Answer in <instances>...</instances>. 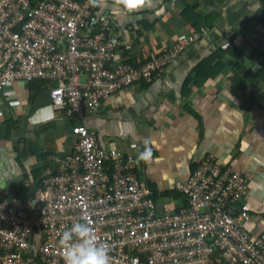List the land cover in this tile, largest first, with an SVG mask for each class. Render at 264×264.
<instances>
[{
    "label": "built area",
    "instance_id": "obj_1",
    "mask_svg": "<svg viewBox=\"0 0 264 264\" xmlns=\"http://www.w3.org/2000/svg\"><path fill=\"white\" fill-rule=\"evenodd\" d=\"M129 35L87 0H0V106L14 104L9 86L38 82L55 110L80 121L53 175L27 198H0V264H64L60 233L85 221L110 264H264L244 173L210 155L169 209L140 179L137 158L105 149L87 127V114L152 83L176 58L165 49L134 62Z\"/></svg>",
    "mask_w": 264,
    "mask_h": 264
},
{
    "label": "crops",
    "instance_id": "obj_2",
    "mask_svg": "<svg viewBox=\"0 0 264 264\" xmlns=\"http://www.w3.org/2000/svg\"><path fill=\"white\" fill-rule=\"evenodd\" d=\"M104 12L130 34L134 62L165 49L177 55L152 83L124 90L101 111L87 114V127L101 146L124 156L137 158L150 142L153 160L139 164V176L169 209L179 206L171 200L179 198L178 189L198 163L213 155L231 164L250 180L247 204L253 219L248 227L254 234L263 232L264 83L242 91L222 79L233 72L244 79L248 71L264 68V0H158L153 9L131 15ZM193 36L197 40L187 43ZM232 47L236 58L229 54ZM218 52L224 64L218 77L186 88ZM6 92L14 104L0 106V198L21 183L31 188L53 175L57 163L71 155V129L80 124L55 110L42 87L16 83ZM173 192L176 197L166 196Z\"/></svg>",
    "mask_w": 264,
    "mask_h": 264
},
{
    "label": "clouds",
    "instance_id": "obj_3",
    "mask_svg": "<svg viewBox=\"0 0 264 264\" xmlns=\"http://www.w3.org/2000/svg\"><path fill=\"white\" fill-rule=\"evenodd\" d=\"M88 5L100 11L135 14L151 10L158 0H87ZM153 160V146L146 142L137 156V164H148ZM90 221L74 223L60 233L59 244L63 249L64 264H110L109 246L100 243Z\"/></svg>",
    "mask_w": 264,
    "mask_h": 264
},
{
    "label": "trees",
    "instance_id": "obj_4",
    "mask_svg": "<svg viewBox=\"0 0 264 264\" xmlns=\"http://www.w3.org/2000/svg\"><path fill=\"white\" fill-rule=\"evenodd\" d=\"M204 23H202L199 27L198 25V30H201V27ZM205 25V24H204ZM207 28L212 29L213 26L209 22L207 25ZM235 48H231V51L229 54L233 57L236 58L237 54L234 53ZM226 55V54H225ZM222 61V54L218 52L210 58L209 60L205 61L197 70L196 75L194 78H189L186 83V88H189L191 84L196 85L197 87H200L203 83L206 81L212 79L215 80L218 75L222 72V69L224 68V64L221 63ZM213 64H215L213 66ZM241 69V67H239ZM257 81H261L264 83V68L260 69L257 73H253L251 71H248L247 74L245 75L244 79L239 78L236 76L235 78L232 79V82L234 85H236L239 89L244 91L247 87L248 84L254 85ZM30 84H34L36 86V89H40V87H43V83H38V82H33ZM187 91V90H186ZM30 188H26L24 184L21 183L19 187H13L12 190L5 196L6 199H12V198H17V199H23L27 198L30 192ZM166 196L172 198L176 197L177 194L175 192L173 193H166Z\"/></svg>",
    "mask_w": 264,
    "mask_h": 264
},
{
    "label": "rangeland",
    "instance_id": "obj_5",
    "mask_svg": "<svg viewBox=\"0 0 264 264\" xmlns=\"http://www.w3.org/2000/svg\"><path fill=\"white\" fill-rule=\"evenodd\" d=\"M261 61H263V60H261ZM227 63H228V61H227ZM229 64L233 66V64L230 63V61H229ZM249 64H250V63H249ZM248 66H250V65H248ZM233 68H234V67H233ZM239 75H240V73L237 74L236 72H233V73H231V74H223L224 79H222V80H223V81L225 80L226 83H228L230 86H232V79L235 78L236 76L239 77ZM240 77H244V76H243V75H240ZM240 77H239V78H240ZM249 86H250V84L247 85L246 89H248ZM261 108L264 110V106H261ZM263 176H264V172H263Z\"/></svg>",
    "mask_w": 264,
    "mask_h": 264
}]
</instances>
